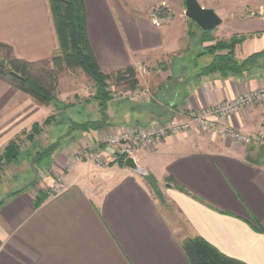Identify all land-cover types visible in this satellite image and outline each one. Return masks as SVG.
I'll return each instance as SVG.
<instances>
[{
	"label": "crops",
	"instance_id": "obj_1",
	"mask_svg": "<svg viewBox=\"0 0 264 264\" xmlns=\"http://www.w3.org/2000/svg\"><path fill=\"white\" fill-rule=\"evenodd\" d=\"M198 1L226 21L218 7L231 6L228 0ZM165 2L84 0L88 38L101 71L112 74L134 67L139 81L138 89L111 102L107 132L129 134L166 124L180 120L181 111H197L264 88L262 69L247 77L200 76L199 69L212 58L194 64L197 49L188 45L182 16L167 22L151 13L152 6ZM239 2L235 5L263 8L257 18L244 10L229 15L236 28L228 38H245L234 51L243 61L264 52V0ZM58 49L50 0H0V55L35 72ZM151 54L170 56L169 63L142 66L139 59ZM53 115L52 104H38L0 72V152ZM220 123L264 139V100ZM99 135L78 133L73 147L92 146L101 163L83 159L68 167L74 148L65 145L44 186L29 185L6 197L0 205V264H191L183 242L195 237L228 258L264 264L262 145L247 147L192 131L140 150L134 156L146 172L140 174L120 165L113 148L99 144ZM56 174L63 176L60 190L49 193Z\"/></svg>",
	"mask_w": 264,
	"mask_h": 264
},
{
	"label": "trees",
	"instance_id": "obj_2",
	"mask_svg": "<svg viewBox=\"0 0 264 264\" xmlns=\"http://www.w3.org/2000/svg\"><path fill=\"white\" fill-rule=\"evenodd\" d=\"M52 12L59 39V49L52 60L44 64L51 65V69H45L39 76H34L31 67L23 62L11 61L9 73H4L0 65V72L8 75L16 87L25 94L32 97L40 105H62L64 110L73 108L72 105H65L58 102L54 96L55 84L58 76L64 71L81 70L93 83L96 89L95 95L86 105L94 104L96 116L92 120H69L67 129L68 137L75 135L100 132L110 126L109 108L114 100L113 92L110 89V82L128 86L130 91L139 88L137 72L134 67L112 74H105L101 71L88 38V23L84 0H50ZM200 29V28H199ZM201 30V29H200ZM205 39H199V49L193 51L196 55L193 62L199 65L200 59L205 56L212 58L211 62L199 69L200 76L225 77H247L256 69L264 70V52L251 55L243 61L235 57V47L244 41V37H233L230 42H219L215 45L204 48L205 42H210V31H203ZM193 33L189 32L190 39ZM195 47V46H194ZM200 66V65H199ZM53 122V116L48 118L43 126ZM41 125L35 124L32 128V135L40 134ZM76 133V134H74ZM74 135V136H73ZM17 137L0 154V161L6 159L9 164H15L20 156ZM59 148V144H51L44 149L39 156V161L49 158ZM117 155V154H116ZM120 165L125 166L124 156H116ZM151 183H155L150 179ZM162 199L161 194H158ZM183 248L190 258L191 264H244L237 260L228 258L220 253L213 246L200 237L190 238L183 242Z\"/></svg>",
	"mask_w": 264,
	"mask_h": 264
},
{
	"label": "rangeland",
	"instance_id": "obj_3",
	"mask_svg": "<svg viewBox=\"0 0 264 264\" xmlns=\"http://www.w3.org/2000/svg\"><path fill=\"white\" fill-rule=\"evenodd\" d=\"M202 3L211 4L220 3L221 0H200ZM227 1V0H226ZM241 0H228L227 3L231 6H226L225 8L218 7V9L223 10V15H226V21L216 30L210 31L209 37L212 39L210 42H205L203 46L212 43L213 45L219 42H230L231 39L228 38L234 33L236 24L232 23L229 19V15H236L240 10H244L247 15H253V18L260 17L259 14H263V8L256 6L242 7L235 5V2H239ZM241 3V2H239ZM249 2H245L248 4ZM217 7V6H216ZM225 9V10H224ZM151 13L157 15L164 19L163 21L171 22L178 20L179 16H182L183 20H186V25H188L189 32L193 33L191 37L193 39H189V46H195L196 49H199V39H205L202 31L199 27L189 20L185 16L186 4L185 0H166L165 3L160 5H154L150 8ZM226 11V12H225ZM181 18V19H182ZM180 20V19H179ZM228 38V39H227ZM187 42V41H186ZM184 44V43H183ZM186 44H184L185 46ZM170 57V56H169ZM168 56H160L159 59L154 55L146 56V58L139 59L141 65L146 67L149 66V69L152 67H156L157 64H167L169 63ZM158 59V60H156ZM12 60L8 57L7 54L0 55V65L4 68V73H9L11 68L9 66ZM192 64V63H189ZM52 68L51 65L49 67H45V65H41L33 71L34 76H39L45 69ZM58 81L55 84L54 96L56 97L58 102H63L65 105H72L73 108L64 110L62 105H53L54 112L56 115H53V122L48 126H41L40 134L31 136L30 132L22 133L18 138V148L20 152V156L18 161L15 164H9L6 159H2L0 161V205L4 202L8 195H12L17 193L29 185H45V180L50 177V175H54L52 171V163L55 161L56 155H59L64 148L65 145H71V148H74V153L72 154V160L77 156H82L86 151L93 150L92 146L82 147L76 149L74 146L75 143L80 140V138L75 135L73 140H71L72 135L68 137L67 129L69 126V120L71 121H80V120H92L95 117V114L92 112L96 110L94 104L86 105L95 95L96 89L94 83L81 71H64L58 76ZM110 89L113 92L114 99L123 97L129 92V88L126 85H120L114 83V81L110 82ZM64 100V101H62ZM83 105V106H82ZM122 131L115 130L114 132H107L104 130L100 131V135L98 138V142L101 146H108L106 143H103V139L110 135H117ZM76 134V133H74ZM74 136V135H73ZM51 144H59V148L52 154L51 157L45 158L42 161H39V156L43 152L44 149H47ZM89 144V143H87ZM129 145V142H122L121 145L117 146L118 149L126 148ZM155 147H150L148 150H151ZM115 153L117 152L116 148L113 149ZM138 150L135 155L139 152ZM0 152V154H3ZM117 154V153H116ZM115 156H119L117 154ZM134 155V156H135ZM127 158V157H126ZM71 160V161H72ZM72 162H70L71 167ZM56 182L53 187H51L48 192L53 193L56 191V187L62 181V175L56 174ZM55 190V191H54ZM156 194H161L160 189L158 187L154 188ZM162 199L163 195L161 194ZM165 202V201H164ZM184 227V223L179 222Z\"/></svg>",
	"mask_w": 264,
	"mask_h": 264
},
{
	"label": "built area",
	"instance_id": "obj_4",
	"mask_svg": "<svg viewBox=\"0 0 264 264\" xmlns=\"http://www.w3.org/2000/svg\"><path fill=\"white\" fill-rule=\"evenodd\" d=\"M263 100L264 88L239 96L233 100H225L210 107L201 108L197 111H181L180 120L175 119L162 125H150L129 132V134L118 133L117 135H110L102 141L108 147L116 148V153L120 156L133 158L138 150H148L150 147H156L157 144L168 140L170 137L192 131L216 135L222 139L231 140L247 147L252 144H259L264 147L263 138L236 131L220 123V120L237 115L243 109L261 103ZM122 142H129V145L126 148L118 149L117 146L121 145ZM83 159L95 160L101 163L94 149L86 151L82 156H77L73 159L72 164L80 162ZM59 190L60 186H57L56 191Z\"/></svg>",
	"mask_w": 264,
	"mask_h": 264
},
{
	"label": "water",
	"instance_id": "obj_5",
	"mask_svg": "<svg viewBox=\"0 0 264 264\" xmlns=\"http://www.w3.org/2000/svg\"><path fill=\"white\" fill-rule=\"evenodd\" d=\"M185 4V16L194 22L201 30L212 31L223 24V19L214 9L202 7L198 0H185ZM125 167L134 172L146 174L133 157H127L125 160Z\"/></svg>",
	"mask_w": 264,
	"mask_h": 264
}]
</instances>
